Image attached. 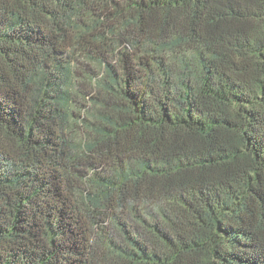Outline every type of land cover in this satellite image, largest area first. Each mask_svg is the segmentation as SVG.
Returning a JSON list of instances; mask_svg holds the SVG:
<instances>
[{
	"label": "trees",
	"instance_id": "16d2710c",
	"mask_svg": "<svg viewBox=\"0 0 264 264\" xmlns=\"http://www.w3.org/2000/svg\"><path fill=\"white\" fill-rule=\"evenodd\" d=\"M0 264H264V0H0Z\"/></svg>",
	"mask_w": 264,
	"mask_h": 264
}]
</instances>
